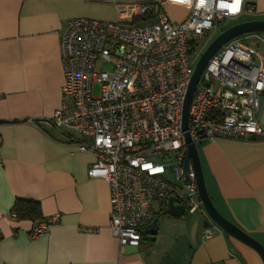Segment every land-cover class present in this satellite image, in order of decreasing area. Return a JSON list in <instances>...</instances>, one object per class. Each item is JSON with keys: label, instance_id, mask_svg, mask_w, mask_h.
I'll return each instance as SVG.
<instances>
[{"label": "crops", "instance_id": "1", "mask_svg": "<svg viewBox=\"0 0 264 264\" xmlns=\"http://www.w3.org/2000/svg\"><path fill=\"white\" fill-rule=\"evenodd\" d=\"M159 1L0 0V264H263L203 209L175 217L167 202L153 205L155 223L138 247H120L109 228V185L87 174L94 155L78 150L75 130L51 123L62 102L59 35L66 23H130L136 7ZM242 1L238 17L264 21V0ZM163 9L175 22L188 14L179 5ZM259 122L264 128V98ZM197 152L214 207L264 247V137L204 141ZM16 198L37 201L42 221L17 220ZM53 216L45 233L31 235Z\"/></svg>", "mask_w": 264, "mask_h": 264}, {"label": "built area", "instance_id": "2", "mask_svg": "<svg viewBox=\"0 0 264 264\" xmlns=\"http://www.w3.org/2000/svg\"><path fill=\"white\" fill-rule=\"evenodd\" d=\"M166 3L186 7L187 16L173 21ZM242 11V0H161L136 7L134 18L147 19L142 23L73 18L60 33L64 84L51 123L75 130L78 150L94 155L87 174L109 185V228L120 247L139 246L155 203L172 198L188 213L203 209L191 164L184 171L185 134L196 148L264 137V66L237 38L208 60L182 128L198 45ZM56 221L40 223L31 235ZM203 234L210 238L211 228Z\"/></svg>", "mask_w": 264, "mask_h": 264}, {"label": "water", "instance_id": "3", "mask_svg": "<svg viewBox=\"0 0 264 264\" xmlns=\"http://www.w3.org/2000/svg\"><path fill=\"white\" fill-rule=\"evenodd\" d=\"M254 33H264V21H245L238 24H235L228 29L222 31L205 49L202 55L199 57L194 72L187 90V94L185 97L184 105H183V120H182V128L183 130L187 129V109L191 102L192 95L194 93L195 87L199 82L200 76L213 54H215L224 44L229 42L232 39L238 38L240 36L246 34H254ZM184 140L186 143V157L184 162V171L187 172L189 164H191L193 171L196 176V183L198 189L199 200L202 204L203 210L209 219L219 228L221 231L240 241L241 243L247 245L252 248L261 258L264 264V247L253 239L251 236L243 232L233 223L224 218L214 207L207 189L205 185V180L203 176V171L199 159V155L197 152L196 146L192 143L188 134L184 135ZM166 213L175 217L182 216L185 213V207L180 204H176L172 198L167 200V209ZM156 219H153L150 224L145 229L150 230Z\"/></svg>", "mask_w": 264, "mask_h": 264}, {"label": "rangeland", "instance_id": "4", "mask_svg": "<svg viewBox=\"0 0 264 264\" xmlns=\"http://www.w3.org/2000/svg\"><path fill=\"white\" fill-rule=\"evenodd\" d=\"M244 19L246 18L241 16L236 19H227L222 25H220V27L212 29L210 34L206 38L202 39L198 45V55L194 57V62L198 60L199 56L205 51L213 39H215L222 31L235 24L244 22ZM253 35H255L254 37L257 39L253 38ZM237 39H240L241 45L250 51L252 59L255 63L259 65L264 64V33L246 34L238 37Z\"/></svg>", "mask_w": 264, "mask_h": 264}, {"label": "trees", "instance_id": "5", "mask_svg": "<svg viewBox=\"0 0 264 264\" xmlns=\"http://www.w3.org/2000/svg\"><path fill=\"white\" fill-rule=\"evenodd\" d=\"M145 21H147L146 18H135L133 20L134 23H142ZM250 140H255V138ZM11 213L17 220L42 221L40 205L37 201L16 198L11 208ZM151 235L155 236V233H151ZM153 241L154 238H152L151 242Z\"/></svg>", "mask_w": 264, "mask_h": 264}, {"label": "snow or ice", "instance_id": "6", "mask_svg": "<svg viewBox=\"0 0 264 264\" xmlns=\"http://www.w3.org/2000/svg\"><path fill=\"white\" fill-rule=\"evenodd\" d=\"M239 2V0H237V3Z\"/></svg>", "mask_w": 264, "mask_h": 264}]
</instances>
